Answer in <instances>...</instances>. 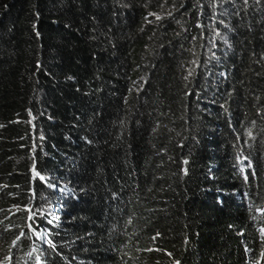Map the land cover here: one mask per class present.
<instances>
[{"label": "trees", "instance_id": "16d2710c", "mask_svg": "<svg viewBox=\"0 0 264 264\" xmlns=\"http://www.w3.org/2000/svg\"><path fill=\"white\" fill-rule=\"evenodd\" d=\"M0 264H264V0H0Z\"/></svg>", "mask_w": 264, "mask_h": 264}]
</instances>
